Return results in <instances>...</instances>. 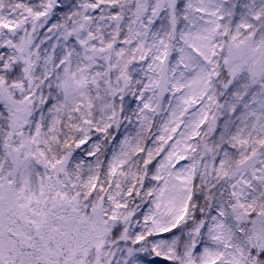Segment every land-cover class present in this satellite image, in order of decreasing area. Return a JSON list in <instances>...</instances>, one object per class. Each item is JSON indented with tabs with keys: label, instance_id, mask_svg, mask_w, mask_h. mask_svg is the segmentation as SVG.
Masks as SVG:
<instances>
[{
	"label": "snow or ice",
	"instance_id": "6c2138e0",
	"mask_svg": "<svg viewBox=\"0 0 264 264\" xmlns=\"http://www.w3.org/2000/svg\"><path fill=\"white\" fill-rule=\"evenodd\" d=\"M0 264H264V0H0Z\"/></svg>",
	"mask_w": 264,
	"mask_h": 264
}]
</instances>
